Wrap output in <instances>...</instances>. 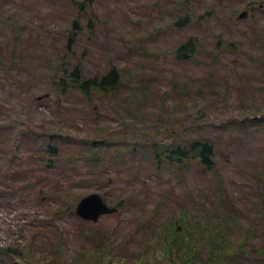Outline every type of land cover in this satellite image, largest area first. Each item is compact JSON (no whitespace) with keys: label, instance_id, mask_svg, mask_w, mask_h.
I'll use <instances>...</instances> for the list:
<instances>
[{"label":"rangeland","instance_id":"374dc122","mask_svg":"<svg viewBox=\"0 0 264 264\" xmlns=\"http://www.w3.org/2000/svg\"><path fill=\"white\" fill-rule=\"evenodd\" d=\"M81 1L0 0L1 39L12 32L29 54L0 65V247L24 245L36 264H179L191 249L190 264H211L223 241L239 264H264V0ZM188 40L191 57L175 60ZM74 68L81 79L114 69L117 81L85 97L56 89ZM48 136L74 180L61 189L71 214L53 197L57 174L36 170ZM200 140L208 169L191 146ZM151 146L185 158H154ZM90 193L115 213L77 218ZM180 228L189 235L177 241ZM217 228L222 238L208 236ZM241 242L253 251L236 254Z\"/></svg>","mask_w":264,"mask_h":264},{"label":"trees","instance_id":"16d2710c","mask_svg":"<svg viewBox=\"0 0 264 264\" xmlns=\"http://www.w3.org/2000/svg\"><path fill=\"white\" fill-rule=\"evenodd\" d=\"M93 0H82L79 8L81 11H83V6L86 4L89 6ZM76 24L75 22L72 23V27L75 28ZM88 27V26H87ZM73 37V32L72 35L68 38V43L71 41ZM12 42L9 40H2L0 37V46H4L5 49L2 51L0 49V65L2 66V61L5 63H11V64H18L20 62H26L27 59H29V54L25 50L21 49V42L19 41L18 38H15L14 35L11 32V37ZM193 42V40H190ZM189 40L183 44H181L179 47H177L174 50V59L177 61H186L191 57L192 51H193V46ZM68 47V46H67ZM233 45L228 44L227 48L230 50L233 49ZM3 52V53H2ZM3 69V67H0ZM18 69V67H17ZM22 69V68H21ZM117 81V74L114 71V69H110L106 74L100 76L99 78L93 77V78H87V79H81L80 74L76 68H74L67 76L65 79L57 80V83L54 84V87L56 89H60L61 92L65 91L68 88L75 89L77 92H79L81 95L88 96L91 95L93 91H100V92H106L108 89L113 88ZM46 145L42 152L46 155L48 158L47 160L43 161V159H36V170L39 168V172H42L43 170L46 171V173L50 174V178L57 174V178L51 183L50 187H55L57 188V192L53 195L55 198L56 202H63V209L68 210V214H71V205L74 203V199L70 201L69 197L66 196L68 195L67 191H61L63 186L69 185L73 183V179H68V176H65L64 171L65 170H70L69 166H60L58 167V161L57 157L59 158V149L54 146V144L58 141L57 137L53 136H48L47 137ZM53 141V144H52ZM192 149L197 150V158L199 161V164L202 166L203 169H208L211 165L210 158L212 157V148L211 145L206 143L205 141H198L194 144L191 145ZM150 150L154 154V158L158 157L159 159L161 156L164 155V153H167V155H164V159H171L175 162H181L185 158V154L183 150L180 148L176 147L173 148L172 150L168 151L167 148L164 149V151H160L157 147H150ZM167 151V152H166ZM31 158V156H29ZM12 162V161H10ZM35 171V170H34ZM25 171L21 167H19L16 170H13L12 176L17 177V174H23ZM24 178V177H21ZM38 181V180H37ZM47 187V186H46ZM49 187V185H48ZM58 217H61L64 215L61 213V216H58V214H55ZM53 217V215H51ZM55 218V219H57ZM36 223L39 226H43L45 221H36ZM24 228V225L22 226ZM217 231L213 230H208L207 234L208 236H212L213 238H222L224 236V232L222 228H217ZM97 233V232H96ZM172 234L174 237H176L177 241L180 238V234L185 237L189 235V233H184V230L182 228L172 231ZM23 237V236H22ZM46 238V236H43ZM164 237V243L166 247V254L169 252H173L174 256L178 255L176 250H179V248H176L174 246V238L172 236H167L163 235ZM226 237V235H225ZM33 238V235L31 236ZM225 240V238H224ZM221 246L225 249H228L230 252L233 253V250L229 247V245L226 242L220 241L219 242ZM100 244H103L101 242ZM15 245V246H14ZM247 246L249 251H253L251 249V245L249 243L241 242L240 245H237V248L242 249V251L239 249L236 254L240 256L246 255L245 252L243 251V247ZM250 246V247H249ZM188 249L187 247L183 246L182 250L180 251H185ZM221 252H214L210 254V259L208 261L211 262V264H239L238 261L240 260H234V257L230 256L229 251H222ZM190 252V260L186 261L184 257H181L179 264H190L193 263L194 258H198L199 260V254L196 253L193 249L189 250ZM48 252H44L41 254L40 258L41 260H45V258L42 256L43 254H46ZM172 254V253H171ZM186 257V256H185ZM177 258V257H176ZM179 258V257H178ZM245 258V257H244ZM37 260H32V258L29 256V252H27L26 246L22 245L19 246L18 244H10L6 245L4 247H0V264H36ZM49 262H51V257ZM171 263V262H170ZM45 264V263H44ZM205 264V263H202ZM250 264H261L259 260H252Z\"/></svg>","mask_w":264,"mask_h":264},{"label":"water","instance_id":"95a60500","mask_svg":"<svg viewBox=\"0 0 264 264\" xmlns=\"http://www.w3.org/2000/svg\"><path fill=\"white\" fill-rule=\"evenodd\" d=\"M246 13L242 12L236 16V19L245 18ZM46 95L36 97L34 100L39 101ZM115 208L107 206L97 193H90L80 198L74 207V215L84 222L95 223L100 217L108 214H114Z\"/></svg>","mask_w":264,"mask_h":264},{"label":"flooded vegetation","instance_id":"af4514ba","mask_svg":"<svg viewBox=\"0 0 264 264\" xmlns=\"http://www.w3.org/2000/svg\"><path fill=\"white\" fill-rule=\"evenodd\" d=\"M258 8H260V7H258ZM246 13H247V11H245Z\"/></svg>","mask_w":264,"mask_h":264}]
</instances>
